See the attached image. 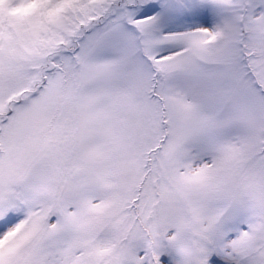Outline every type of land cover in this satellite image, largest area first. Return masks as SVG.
I'll list each match as a JSON object with an SVG mask.
<instances>
[{"label": "snow or ice", "instance_id": "obj_1", "mask_svg": "<svg viewBox=\"0 0 264 264\" xmlns=\"http://www.w3.org/2000/svg\"><path fill=\"white\" fill-rule=\"evenodd\" d=\"M0 264H264V0H0Z\"/></svg>", "mask_w": 264, "mask_h": 264}]
</instances>
